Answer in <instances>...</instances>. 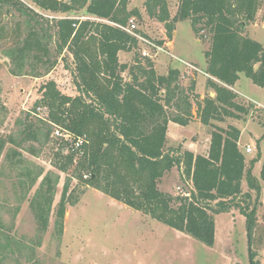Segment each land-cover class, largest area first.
I'll return each mask as SVG.
<instances>
[{"label": "trees", "instance_id": "16d2710c", "mask_svg": "<svg viewBox=\"0 0 264 264\" xmlns=\"http://www.w3.org/2000/svg\"><path fill=\"white\" fill-rule=\"evenodd\" d=\"M31 1L44 11L66 16L50 20L21 0H0V6L18 11L26 23L24 36L5 49L10 72L39 77L49 73L59 55L67 51L73 58L78 90L77 95H69L54 79L46 81L26 117L17 119V134L0 135V157L11 144L5 161L21 170L19 182L25 197L44 170L26 168L22 150L38 156L56 131L61 133L52 164L67 177L55 208L60 175L52 170L45 173L30 200L37 224L36 244H41L52 214L53 233L61 240L68 205H76L85 188L93 187L208 246H214L216 240L215 216L239 209L246 218L249 262L261 264L252 248L257 209L250 202L251 190L258 200L264 189V158L261 183L253 173L260 159L247 160L239 146L240 128L232 124L220 127L213 121L246 120L251 111L264 110L240 99L230 88L241 73L264 87V44L248 33L264 0H179L174 15L169 0L144 1L146 12L164 23L170 40L183 20H190L197 36L209 35L205 72L209 75L207 88L215 96L208 93L204 97L195 91V78L185 86L179 68L159 73L155 60L142 55L139 39L125 29L131 17L142 19L138 8H129L130 0ZM84 9L95 18L68 15ZM5 35L2 26L0 40ZM121 51L134 52L132 60L122 62ZM195 114L204 125L212 126L208 152L195 153L181 145L167 148L169 123L187 126ZM260 124L263 134L256 141L258 148L264 139V114ZM176 166L181 179L192 184L189 195H174L159 187ZM73 179L79 181L75 188ZM244 180L249 187L246 192ZM6 235L0 241V261L16 251L17 241Z\"/></svg>", "mask_w": 264, "mask_h": 264}, {"label": "rangeland", "instance_id": "374dc122", "mask_svg": "<svg viewBox=\"0 0 264 264\" xmlns=\"http://www.w3.org/2000/svg\"><path fill=\"white\" fill-rule=\"evenodd\" d=\"M29 7L43 14L44 18L53 20L66 16L62 13L44 11L31 0H21ZM145 0H130L129 8H138L142 19L136 17L137 29L140 35L149 43L139 42L142 55L146 51L153 58L159 73H167L172 67L181 71V83L188 86L191 79L197 81L196 92L204 97L207 92V74L204 73L205 50L209 47V35L203 32L197 36L190 20L177 23L176 32L170 40L166 34L164 23L150 17L144 7ZM179 0H169L171 14L177 11ZM81 19L95 17L85 9L68 14ZM6 28V35L0 40V135L17 134L19 126L17 119L25 118L34 102L41 96V86L54 79L59 89L69 95H77L78 90L73 80L74 67L72 55L65 51L59 55L55 67L47 74L39 77L33 75H14L10 72V59L5 55V49L15 44L17 39L26 33L25 18L16 10L0 6V27ZM251 37L264 44V1L257 12L256 19L248 27ZM55 44H52L54 48ZM134 52L121 51L120 60L130 62ZM127 77V72H124ZM238 88L241 92L264 101V87H261L244 73L240 75ZM240 99L250 101L242 96ZM264 107V105H258ZM195 112V109H194ZM249 114L246 120L228 117L224 121H213L214 125L228 127L237 125L243 130L242 142L247 160L253 157L264 158V139L260 147L256 146V137L261 136L263 127L260 124L264 110ZM212 126L204 125L195 114L187 126L171 122L169 127V145H181L183 149H193L195 153H207ZM55 135L46 144L38 156L22 150L26 158V168L44 170L35 185L25 195V188L20 184L19 168H14L5 161V153L0 157V241L10 235L16 251L7 253L0 264H250L249 239L246 220L239 216V209L232 208L222 212L216 218V240L214 246H208L201 241L170 227L150 216L136 210L121 201L93 188H85L84 194L76 205H68L65 215V230L61 240L54 233L52 214L50 225L44 234L42 242L37 245V224L30 207L36 189L49 170L60 175L53 203L56 207L60 200L67 173L59 171L52 164L57 148ZM252 152L245 150L246 141H253ZM263 161V159H262ZM24 166V167H25ZM262 164H255L253 173L259 178ZM161 180L159 187L174 195L183 194L191 189V183L181 179L179 167H173ZM260 179V182L263 181ZM77 179L72 180V188L78 185ZM249 190L247 181H243V191ZM253 198L251 207L256 204V227L252 238V248L264 264V189L258 200L251 190ZM19 210L16 212V208ZM238 214V216H237ZM20 243V249L18 244ZM1 256V252H0Z\"/></svg>", "mask_w": 264, "mask_h": 264}, {"label": "crops", "instance_id": "0c3cea01", "mask_svg": "<svg viewBox=\"0 0 264 264\" xmlns=\"http://www.w3.org/2000/svg\"><path fill=\"white\" fill-rule=\"evenodd\" d=\"M175 32H176V30L174 31V34H175ZM120 54H121V52H120ZM206 67H207V62L205 61V67L203 68L204 70L206 69ZM204 73L205 74H207L205 71H204ZM242 74V73H241ZM207 76L209 77V75L207 74ZM241 78V77H240ZM208 79V78H207ZM215 79V78H214ZM216 80V79H215ZM240 80V79H239ZM239 80L233 85V86H230V88H232L235 92H237L238 93V95H240V96H242V97H244V98H246V99H248V100H250V101H252V102H254V103H256V104H258V105H264V101H261V100H258V99H256V98H253V97H251V96H249V95H247V94H245V93H243V92H241L240 91V89L238 88V82H239ZM218 81V80H217ZM197 92H199V91H197ZM207 92L211 95V96H215V92L212 90V89H209V88H207ZM170 125H171V122L169 123V127H170ZM237 126V125H236ZM238 127V126H237ZM241 130V136H240V140H239V146H240V149L242 150V151H244V149H243V142H242V136H243V130L242 129H240ZM168 131H169V129H168ZM262 134H263V132H262ZM261 136H258V137H256V139H259ZM254 140L251 142V141H246V144H245V148H246V146L247 145H251V147H252V144H253V147H254ZM168 145H169V136H168ZM208 145H210V138H209V144ZM252 147V148H253ZM190 150H192V151H194L193 149H190ZM209 150V149H208ZM203 154V153H202ZM206 154V153H205ZM246 154V153H245ZM247 156V155H246ZM263 159V158H262ZM262 159H260V160H258L257 162H256V164H262L263 163V161H262ZM171 170H174V168H172ZM170 170V171H171ZM218 215V214H217ZM237 216H238V214H237ZM239 216H241V217H243L245 220H246V218H245V216L244 215H242L241 213H239ZM258 257H260V253L258 254ZM260 263L262 264V262H261V259H260Z\"/></svg>", "mask_w": 264, "mask_h": 264}, {"label": "built area", "instance_id": "2783aa9c", "mask_svg": "<svg viewBox=\"0 0 264 264\" xmlns=\"http://www.w3.org/2000/svg\"><path fill=\"white\" fill-rule=\"evenodd\" d=\"M125 29L132 33L133 35H135L138 39H139V42L141 43H149V44H153V42H150L147 38H145L144 36L140 35L136 30H137V23H136V20L134 17H131L128 21V24L127 26L125 27ZM143 55L144 56H150L148 55V53L146 51L143 52ZM56 134H61L58 130L56 131ZM65 137H68V134H65ZM246 152L250 153L252 152L253 148L251 147V145H247L246 148H245ZM183 194L185 195H189V192H184Z\"/></svg>", "mask_w": 264, "mask_h": 264}]
</instances>
